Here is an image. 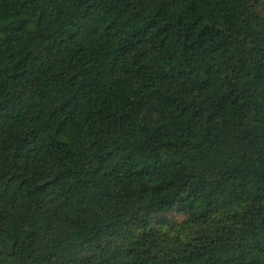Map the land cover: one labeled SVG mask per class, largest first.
Instances as JSON below:
<instances>
[{"label": "trees", "instance_id": "1", "mask_svg": "<svg viewBox=\"0 0 264 264\" xmlns=\"http://www.w3.org/2000/svg\"><path fill=\"white\" fill-rule=\"evenodd\" d=\"M262 1L0 0V262L264 264Z\"/></svg>", "mask_w": 264, "mask_h": 264}, {"label": "rangeland", "instance_id": "2", "mask_svg": "<svg viewBox=\"0 0 264 264\" xmlns=\"http://www.w3.org/2000/svg\"><path fill=\"white\" fill-rule=\"evenodd\" d=\"M262 4L264 2L262 1ZM161 220V218H158ZM164 219L169 223L170 227L165 228L164 230L161 231V233H157L154 236V239L157 241V245L159 248L163 249L164 251L168 249H173L177 247V245L187 242V240L191 238L198 237L200 232H201V227L199 228H193L188 229V228H183L180 226L185 219L183 216H180L178 214L172 213L164 217ZM157 220V219H156ZM86 255V254H85ZM22 264H29L28 262L26 263L25 261H20ZM19 262V264H21ZM0 264H16L15 261L11 262H0Z\"/></svg>", "mask_w": 264, "mask_h": 264}]
</instances>
